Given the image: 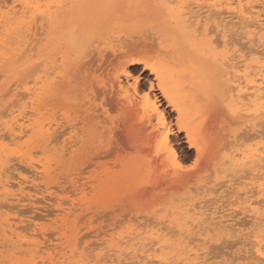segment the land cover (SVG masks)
<instances>
[{"label": "bare ground", "instance_id": "6f19581e", "mask_svg": "<svg viewBox=\"0 0 264 264\" xmlns=\"http://www.w3.org/2000/svg\"><path fill=\"white\" fill-rule=\"evenodd\" d=\"M79 1L81 0H58L53 3L50 0H29V1L24 0V2H22L23 3L22 6H23V10L25 11L24 13L28 12L30 14V17L33 18L32 21H35V20L38 21L39 18L41 19L40 25L38 27V30L41 31V30H44L45 23L43 22H45L47 19H50L52 15L50 10L53 4L56 3L60 7V6H63L62 4L64 3L65 4H67L68 2L77 3ZM82 1H87V3L89 2V4H91L90 2L91 0H82ZM97 2L98 1L94 0V3H97ZM213 2H214L213 4H206L205 0H170L161 7L151 6V7L145 8L143 11H138V10H133V9L125 10L124 8H121V7H110V8L104 9L102 13L98 14V12H96V14H98L97 18H103V20L100 23L101 25L105 23L111 24L109 31H108V37L106 38L107 41L105 42V48L101 51L96 50L97 51L96 53L93 52L94 55L93 56L91 55L90 59L87 62H84V61L80 63L78 62L76 63L77 65L74 63L75 68L72 69L73 70L72 73L70 72L71 77H69L68 75V78H72V79L68 80V82L66 81L67 83L65 82V84L63 83L68 89H70L69 91L72 94L73 93L75 94L74 95L75 98L71 99V103L68 101L69 102L68 104H70L69 106L67 104V101H65L64 98H62L68 106L67 110L69 109L72 110L70 112V114L72 115L69 114L70 116L66 118V122H65L66 125H63V126H66V127L68 126V128L72 130L71 133L73 134L70 137L71 140L68 142L69 144H74L73 147L77 146L76 152L78 153L80 160H81L79 168H78V175L79 177L82 175L81 176L82 178L81 177L78 178V181H75V183L73 184L74 186L73 188L75 189L73 191L78 192V193L81 192L83 195V197L79 200L80 204H82V202L84 203L85 201V196H86L85 192H86V189L89 188V187L88 188L86 187L87 185L90 184L89 180L96 177V175L98 176L99 173L100 174L102 173L101 176H98V177L107 176L110 184L112 183V186L115 184H116L115 187H117V184L122 185L121 188L124 191H126L128 193L127 195L129 196V197L127 196L128 197L127 201H131V203L133 204L138 203L139 201V203L143 204L144 206L146 205H151V206L166 205V206H170L172 210H173V207H176L177 210H184L185 213L183 214L182 212L181 215H189L191 212H193L191 216L187 217L188 219H190V221L187 219L188 220L187 224H189L192 221V224L195 227H199V226H202L205 223V221L208 219L203 218V216H206L207 214L204 213L203 211H200L204 207L202 209H199L201 205H197V203H200V202L194 203L196 200L195 198L197 196H200V198L202 199L201 197L202 194H204L205 196L206 195L209 196V194H212L214 191L215 192L221 191L222 185L224 186V182L222 181L220 182L219 180L223 178L226 179V177H228L229 175L232 176V171L238 173L239 172L238 167H239L241 168L240 170L244 172V174L246 172V174L244 175L242 173L241 175V174L235 173V175H238L239 177L241 175L243 177V178L240 177V179L242 178V180L243 179L245 180V183L243 182V184L246 185V187H248L247 189H249L250 191L245 189V186H243L241 182L240 185L244 187V190H246L247 192L245 194L247 198H245L244 202L241 203V200H240L239 201L240 204H238L239 202L237 204L243 205L244 208H241V209H243L244 211L249 208L250 212L257 215V219H259V217H264V214L260 212L261 209L251 208L253 207L250 204L252 200L250 201V197H248L252 190L251 193L255 195L258 194L261 197L262 201L264 202V142H263L264 132L261 133L259 130L258 132H260V134L258 133L257 135L255 134L251 135V134H248V132L244 133V131H246L244 130V125L246 123V117H247L246 115L250 114L249 115L250 117L251 114H253L252 112H254V114L259 115L264 111V0H214ZM85 4L82 3V5H85ZM99 4H101V2H99ZM194 5L196 7H201V10L202 8L207 7L210 13L217 12L218 13L217 16L221 15L223 11L225 12L226 10L229 13L230 17H233L234 15V17H237L238 19L243 21V23L246 22L248 24L246 26H251L253 29L249 33L248 38H250L251 42H253V45L255 43V45L258 47L257 50H254L257 52V55H255L256 59H252L253 57L250 58L251 55L256 54L252 50L253 48L250 49L249 52H247L248 48L246 46L247 48L246 52L244 53V55L241 54L240 56L241 60L238 58L240 61L237 62V60L234 59V57L236 56H234L233 59L235 60V62L230 63L231 59L229 58L231 56L228 55V52H229L228 50L230 49H228L227 46L233 45V42L232 44L229 45L227 44L228 42L227 40H230L231 36L235 32L233 34L229 33L230 35L232 34L229 37L230 39H227L226 41L224 40L222 43H220L221 40L218 37H216V35L218 36L220 35L219 33H222L221 31L218 30L219 26H217L216 24V27H214L215 29L212 27V29L215 32L214 33L211 32L213 30H210L211 26H208L209 21L208 22L203 21L204 17L205 18H208V17L206 16L201 17L202 13L200 14L199 12H202V11L194 10L196 9ZM88 6L89 5H87V8L92 7V6L90 7ZM207 16H209V14ZM37 17L38 19H36ZM226 17H229V16H225V18ZM221 20H219V23L221 21V23H224V25L222 24L223 26L220 25V27L221 28L224 27L223 29L225 31L223 32L226 33L227 27L230 25L229 23H232L233 21L224 22L226 21L224 20V18ZM240 23L238 24L240 25ZM243 23L242 25L245 26L244 25L245 23L244 24ZM29 25L31 26L33 24L29 23ZM45 25L46 27L48 26L47 24ZM232 25H231L232 28L230 29H233ZM36 26H37V22H36ZM235 26L236 24H234V27ZM31 30L33 31L32 28ZM38 30L35 29L36 32H39ZM44 31L46 32V30ZM216 32L217 33L219 32V33L216 34ZM236 32L239 33L238 31ZM37 34L38 33H35L33 35L30 34V35L36 36ZM242 35H244V33ZM226 36L228 37V35L224 34L223 39ZM216 38L219 39L220 41L218 40L217 42ZM41 39L37 38L36 43H38V40H41ZM233 41L236 42L235 40ZM34 42H35V39L33 38L32 43ZM222 45L224 46V49L227 48L225 52H220L219 50ZM241 46H244V45H241ZM241 46H240V49L243 48ZM230 48H232V46ZM31 49L32 48H30V50ZM258 49H261L260 52L262 53H258ZM259 54H262L261 57H258L260 56ZM86 55H90V54H86ZM253 60H255L256 67H253L252 64L254 63H251V61ZM240 63H243V64L240 65ZM38 65L39 63H37V65L34 67L38 68ZM136 66H143L144 69L141 70L140 72H137V70H135ZM34 67L33 69H35ZM253 68L257 69V72L253 71L254 70ZM133 70L136 71V74L134 73ZM67 71H63L65 74H62V75L61 73L56 72L57 75L60 76V77L57 76L56 79L59 78L62 80L64 75H67L66 74ZM147 72H149V74L145 75ZM143 75L145 76L143 77ZM25 76H24V79L22 78L21 83L22 81L23 83L25 82ZM256 77L260 78L259 79V81L261 80L260 83H258L259 81H257ZM65 80H62V81H65ZM62 81H60V83H58L57 81L52 82L53 83L52 87L46 86L45 85L46 82L44 83L43 86L40 85L41 83L39 84L40 86H42V88L40 87V89H38L37 86L35 87H37L38 90H43V91L45 90L46 94H49V95L51 94L54 97L55 93L59 92L63 88L64 85L63 86L60 85ZM13 83H15V81ZM33 83L35 82L33 81ZM37 84L35 83V85ZM39 92L38 91L36 92V95L34 96L33 99H35V97L38 94H39L38 96L41 95L40 94L41 92L40 93ZM66 93H67V89H66ZM32 94H35V92H33ZM21 95H25V94H21ZM22 97L25 98V96H22ZM49 98L51 99V96H49L48 99ZM33 99L31 98V101H33ZM45 99L48 100L47 98ZM16 101L13 100L12 103ZM34 102L36 104V101ZM61 105L65 107L64 106L65 104L60 103V106ZM252 107L254 108L252 109ZM54 109H56V107ZM54 112H58V111H54ZM22 114H24V112ZM64 115L66 117V114ZM22 120L23 121L21 123L20 121L18 123L17 122L18 120H16L17 125H14V126L11 125L6 128L10 132L8 134L9 135L11 134V136L14 137L13 138L14 141L15 139H18L20 137L22 138L23 135L26 134V132H34L35 128H39L37 132L35 131V134L37 135V137L40 136L42 141H44L45 145L47 144L50 145L53 143L54 140L56 141L57 139L56 134H59V131L62 130V128L63 129L65 128L61 126L64 123L62 124L61 122L59 123V121H57L56 118H51L50 120L47 121L48 123H45V124L39 121H36L34 117L30 118L29 116H24ZM256 125L257 124L255 123V127ZM247 127L246 129L249 128ZM16 128H18L19 131H17ZM62 134L63 133H61V135ZM182 135L184 136L182 137ZM15 144H16V141H15ZM30 145L31 144H29V146ZM15 146L16 148L18 147L17 145ZM73 147L72 146L68 147V149L69 148L71 149ZM31 155L33 154L31 153ZM103 160L107 161L106 164L102 163ZM33 163L34 161L30 157L28 160V164L30 165V168H32V170L37 172L38 169L33 166ZM109 164L111 167L108 168L107 166ZM86 165L87 167L90 166L91 168L92 166H95L96 169H98L97 167H99L100 171L97 170V174L94 177H92L93 174L90 173V176L83 178V175H85L84 170L86 169ZM82 167H84L85 169L83 170ZM90 167L89 169H91ZM115 167L120 168V171L118 173L119 174L118 178H116L117 174L113 172V168ZM232 167H236L237 169L235 168L236 170L235 169L232 170ZM23 168L25 169V167ZM42 168H43L42 173L47 172L45 170V167H42ZM8 169H5V170H8ZM28 171L30 170L28 169ZM1 173L2 172H0V176H1ZM7 176H4V177H7ZM233 177L235 176L233 175ZM21 179L26 180V178H23V177ZM42 179L43 178H41V180ZM84 179H85V183L84 182L79 183L82 180L84 181ZM25 182L22 181L23 184H25ZM218 182H220V186ZM10 183L11 182L9 181H2L0 177V197L6 196V199L4 200H7V201L13 198L12 196V198L10 197L11 199H8L9 190L10 188L12 189V184ZM216 185H218L219 187ZM209 186H213V187H209ZM214 187L215 188L218 187V188L215 189ZM220 187L221 189H219ZM242 187L240 188L243 189ZM90 188L92 189V187ZM118 189L116 191H118ZM52 190H53V187H52ZM55 191L56 190H54L53 192ZM194 191L195 192L198 191V193L197 192L192 193V194H195L196 197L195 196L190 197V198L188 197L186 199L182 198V195H188ZM225 191L228 192V190H225ZM232 191H229V192H231L232 194L234 192ZM248 191H249V194H248ZM21 192L23 193L24 191L22 190ZM217 193L220 194V195L218 194L219 197L220 196L221 198L224 197L223 195H221L222 192H217ZM217 193L215 194L213 193V194L216 195ZM19 194L21 195V193ZM213 194L211 196H213ZM235 194H238V193H235ZM207 196L206 198L204 197L205 200L211 199L212 201V199H214V198H207ZM227 196L229 198V195ZM235 197H237V195ZM37 198H36L37 200L36 202H38L40 199L39 197ZM221 198H218V199H221ZM17 199L19 200V198ZM257 201L262 202L259 199ZM206 202L208 201L206 200L205 203ZM193 203L196 204V206L198 207L199 209L198 212H196L197 207H195ZM54 204H57V203H54ZM222 204H224V202H222ZM9 205L7 204V206ZM232 205H233V200H232ZM261 206H262V209H264L263 208L264 203ZM5 208L7 207L5 206ZM156 211L158 210L156 209ZM235 212L239 213V211H235ZM108 215L109 213H107V216ZM102 216L104 217V215ZM37 217L39 219V216ZM214 219L217 220L214 217H212L209 220L213 221ZM218 221H220V217L218 218ZM165 222L166 221L163 222V225ZM215 222L217 223V221ZM220 223L221 222H219L218 224H214V226H217V228H214V230H217L218 228L223 229L224 226L220 225ZM192 224L190 223V226ZM142 225L144 226L143 223ZM7 226H10V225L7 224ZM182 226L183 225H181V228ZM227 228L235 229L233 227V224H231V226L226 225L225 230H227ZM34 229L35 227L32 230L34 231ZM184 230H186L187 233L192 235V231H193L192 227L191 229L189 228L187 230V228H185ZM236 230L237 229H235V231ZM10 232L14 234V231H10ZM153 233L152 235H154ZM33 235L31 233L30 236H33ZM52 236H51V240L53 239ZM125 236L127 237V235ZM28 237L29 236H26V235H23V236L17 235L16 239H19V241L21 242V246L26 245L30 249L32 248L33 252H37V253L41 252L43 254L51 255V252H52L51 247L45 246V248H43L41 247L42 243L40 244L39 242L40 240L37 241L36 239H33L30 241L28 240L29 239ZM36 237L38 238L37 235ZM261 238H262L261 235H256L254 237V241L252 240H251L252 242L250 241L251 244L248 242L249 245H252V247L249 249V251L250 250L252 251V252L250 251L252 255H249L248 257L252 256L250 258H253L256 261V264H264V240ZM195 240L197 241V239H193V241H190L189 239V242H188L189 245L185 247L188 248L191 244H195L194 243ZM224 241L226 242L225 239ZM46 242L47 241H45L44 243ZM78 242H80V240ZM180 244L184 246L183 243H180ZM220 245H217V246L219 247ZM194 246L197 247V245H194ZM145 247H147V245H145ZM193 247L191 246L192 250H193ZM210 247L213 248L215 246L211 244ZM226 247H229V245ZM148 248L147 250H144V249L134 250L135 253H134V256L131 258V261L125 264H154V262H157V261L160 264H170V262L168 261L170 259L158 258L157 255H154V253L158 251L160 246L156 248L155 246L152 245L151 247H148ZM126 249L128 250V248H125V250ZM231 249H233V247ZM88 251L90 253V250ZM71 252L73 256H75L76 253L77 254L79 253L81 256L84 255V253L80 251L78 252V249H74ZM250 252L247 254H251ZM175 253L177 254V252ZM221 253H224V251L223 252L220 251V254ZM215 254L216 252H214V257H215ZM66 256L67 255L60 256L63 258V261H60V262L57 261L58 263L56 262L53 264H64V262L68 259V258H65ZM194 256L195 257L193 260L191 259V261L189 260V262H186L185 264H205L206 263V260H202L200 254H198L197 252H194ZM33 257L35 258V256ZM172 257L171 259L174 258ZM211 259H212V256H211ZM80 260H83V258H81ZM104 260H107V259H104ZM104 262H105L104 264H115V263L124 264V260L122 261L121 258L114 259V260L109 259ZM19 263H22V262H19ZM39 263L40 262L33 260V261H30L29 264H39Z\"/></svg>", "mask_w": 264, "mask_h": 264}, {"label": "rangeland", "instance_id": "374dc122", "mask_svg": "<svg viewBox=\"0 0 264 264\" xmlns=\"http://www.w3.org/2000/svg\"><path fill=\"white\" fill-rule=\"evenodd\" d=\"M5 1L6 0H0V7H1L0 8V152H1L0 153V162H1L0 163V172H2L0 177H1L2 181L11 182L10 184H12V189L10 188V190H9L8 199H11L12 196H13V198L11 200L7 201V200H4V199H6V196L0 197V204L2 205V207L0 205V264H29L30 261H33V260L40 262L39 264H42V263H44V264H51L52 263L53 264V263H56L57 261L58 262L63 261V258L60 257L63 255L64 256L67 255L65 258H68L64 262V264H104L105 263L104 261H107L109 259L114 260V259H118V258H121L122 261L124 260V264H125V263H129L131 261V258L134 256V253H135L134 250H141V249L147 250V248L151 247L152 245L155 246L156 248H158L160 246L159 249H161V250L158 249V251H156L154 253V255H157L158 258L170 259V260L167 259L170 262V264L171 263L172 264H178L179 262L181 264L182 263L185 264L186 262H189V260L191 261V259L192 260L194 259V257H195L194 252H197L198 254H200L202 260H206L205 264H256V261L253 258H250L252 256L248 257L249 255H252V253H251L252 251L251 250H250L251 252L249 251V249L252 247V245H249V243L251 244V242L254 241V237L256 235H261V237H262L261 239L264 240V217H259V219H260L259 220V219H257V215L250 212L249 208L246 209L247 211L246 210L244 211L243 209H241V208H244V206L238 205V204H240V202H239L240 200L242 203L245 201V198H247L245 195L247 192H246V190H244V187H242L240 185L241 182H242V185L245 186V189L248 188V187H246V185L243 184V182L245 183V180L244 179L242 180L243 177L241 175H242V173L244 174V172H242L240 170L241 168H239V167H238V170H239L238 173L232 171V176L229 175L228 177H226V179L223 178V179L219 180L220 182L221 181L224 182V186L222 185V189H221V187L219 188V189H221V191H217V192L223 193L225 190H228V192H229V191H232V189H233L234 192L232 191L233 192L232 194H231V192L228 193L225 191L223 194L221 193V195L224 196V197L222 196L223 198H221V196L220 197L218 196L219 193L214 191L213 193L214 194L217 193L216 194L217 196L214 195L213 193H212L213 196H211L212 194H209V196L206 195L207 198H214V199H212V201H211V199L210 200L206 199L208 201V202H206L207 204L205 203L206 196L204 194H202V196H201L202 199L200 198V196L196 197L195 194H192V193H196V192L198 193V191L191 192V194H188V195H182V198H184V199H186L188 197L190 198V197L195 196L196 200L194 203L200 202V203H197V205H201L199 207V209H202L204 207L200 211H203L207 215L209 214L208 216L206 214H205L206 216H203V218L208 219V220L205 221V223L203 224L204 226L202 225L199 227H195L192 224V221L190 222L192 224L191 226H190V223L187 224L188 220L190 221V219H188L187 217L191 216L193 214V212H191L189 215H181L182 212H183V214L185 213L184 210H177L176 207H173V210H172V208L170 206H166V205H162V206L146 205V206H144L143 204L139 203V201H138V203H135V204L131 203V201H127L129 196L127 195L128 193L121 188L122 185L117 184V187H115V185H116L115 184L112 186V183L110 184L107 176L98 177V176H101L102 173L101 174L99 173L98 176L96 175L97 170H99V167H97L98 169H96L95 166H92V168L89 166L91 169H89V167H87V165H86V169L84 168L85 166L82 167L83 170L85 169L84 170L85 175H83V178L90 176V173L93 174L92 177H94L96 175V177L89 180L91 185L89 184L86 187V188H88V187L89 188L86 189V192H85L86 196H85L84 203L82 202V204H80V201H79L83 197L82 193L81 192L78 193V192L73 191V190H75L73 188L74 187L73 184L75 183V181H78V178H80L82 176L81 175L79 177V175H78V168H79L81 160H80L78 153L76 152L77 146L73 147L74 144H69V142H68L71 140L70 137L73 134V133H71L72 130L70 128H68V126L67 127L63 126V125H66V123H65L66 118L68 116L72 115V114H70V112L72 110H70V109L67 110L68 106L70 105L68 103L69 102L71 103V99L75 98V96H74L75 94L74 93L72 94L69 91L70 89H68L64 84L66 81L68 82V80L72 79V78H68V75H69V77H71L70 75L73 72L72 69L75 68L76 63H78V62L80 63L83 61L87 62L90 59L91 55L93 56L94 53H96L97 51H101L105 48V42L107 41L106 38L108 37V31H109L111 24L105 23V24L101 25L100 23L103 20V18H97L98 14L102 13L104 9H107L110 7H121V8H124L125 10L133 9V10L143 11L145 8L151 7V6L161 7L170 0H111V1L110 0H96V1H98L97 2L98 4L94 3V0L90 1L91 4H89V2L87 3V1L81 0L82 2L79 1L77 3H70V2H68L67 4L64 3V4H62L63 6H60V7L55 3L52 5V8H51L52 11L50 10V12L52 13L53 16L51 15L50 19H47L45 22H43V23L48 25L46 27V25L44 24V30H46V32L44 30H41L42 32L40 30H38V27H39L40 22H41L40 18L38 21L35 20L37 22V26H36V22L32 21L33 18L30 17V14L28 12L24 13L25 11L23 10V6H22L23 5L22 2H24V0H9V1L7 0L6 1L7 3ZM27 1H29V0H27ZM50 1L54 3L55 1H58V0H50ZM213 1L214 0H209V1L205 0V3L206 4H213L214 3ZM99 2H101V4H99ZM82 3H84V4L87 3V4L82 5ZM87 5H89L88 7H90L92 5L93 6L90 8H87ZM195 8L196 9H194V10H196V11L201 10V7L195 6ZM201 11L202 12H199L200 14L202 13L201 17L202 16L208 17V18L204 17L203 21H205V22L209 21L208 26H211L210 30H213L212 27L213 28L216 27V24H217V26H219L218 30L221 31L222 33L218 32L221 36L216 35V37H218L221 40L220 41L219 39L216 38L217 42L219 40L220 43H222L224 40L226 41L227 39H230L229 37L235 32L232 35L234 38L231 36L232 41H231V39L227 40L228 41L227 44H229V45L232 44V42H233V45L227 46L228 49H230V50H228L229 51L228 55L231 56L229 58V59H231L230 63H234L235 62L234 59H236L237 62L240 61L241 60L240 59L241 54L244 55L247 48H248L247 52H249L250 49H252V48H253L252 49L253 51L257 50L258 47L255 45V43L253 45V42H251L250 38H248L249 33L252 31L253 28L251 26H246V25H248L246 22H244L245 23L244 24L243 21H241L237 17H234V15H233L234 18L230 17L229 13L226 10H225V12L222 10L223 13L221 15H218V16H217V14H218L217 12L216 13L215 12L210 13V11L207 7L202 8ZM96 12H98V14H96ZM208 14H209V16H207ZM214 14H216V15H214ZM225 16H229V17L225 18ZM223 18H224V20H226L224 22H227V21L232 22L233 21L232 22L233 25H232V23H229L230 25L227 27V30H226L227 34L225 32H223V31H225L223 29L224 27H222V28L220 27V25H222V24L224 25V23H221V21H222L221 19H223ZM36 19H38V17ZM217 20H218V22H217ZM219 20H221L220 23H219ZM236 21L237 22L240 21L241 23L238 22V23H240V25ZM29 23L33 24V25L30 26ZM242 23L245 26H243ZM234 24H236L235 27H234ZM231 25L233 26V29H230V28H232ZM33 26H34V28H33ZM31 28L33 29V31L31 30ZM228 28L230 30H232L233 32L230 31ZM35 29H37L40 33L36 32ZM235 29L240 34L237 33L235 31ZM34 32L38 33V34L36 36H32L33 34H35ZM211 32L214 33L215 31L213 30ZM241 32H242V34L244 33V35H242ZM218 33L216 32V34H218ZM229 33H232V34L230 35ZM261 33H263V32H261ZM30 34H32V35H30ZM39 34H40V36H39ZM224 34L228 35V37L226 36L223 39ZM27 35H29V36H27ZM240 35H241V37H240ZM242 36H243V38H242ZM33 38L35 39L34 43H32ZM37 38L38 39L42 38V39L38 40V43H36ZM233 40H235L236 42H234ZM35 44H36V46H35ZM240 44L244 45V46H241ZM32 46H34L35 49ZM88 46H89V48H88ZM231 46H232V48H230ZM237 46L239 49L237 48ZM240 46L243 48L240 49ZM246 46H247V48H246ZM254 46H256V47H254ZM30 48H32V49L30 50ZM221 48L219 49L220 52H225L227 50V48L224 49L223 45L221 46ZM25 49L26 50L28 49L29 52H28V50L26 51ZM242 50H244V51H242ZM260 50L261 49H258V53H262V52H260ZM233 51H235V52H233ZM29 53H30V55H29ZM85 53L90 54V55H86ZM254 53H256V54H253V55L250 54L251 55L250 58L253 57L252 59H256L255 55H257V52L254 51ZM20 55L22 56V58ZM259 55L260 56H258V57H261L262 54H259ZM234 56H236V57H234ZM233 57H234V59H233ZM17 59H19V60H17ZM37 63H39L38 68H35L34 66H36ZM251 63H254L252 65H253V67H256L255 66V60L251 61ZM242 64L243 63H240V65H242ZM33 67L35 69H33ZM136 67H137V69H136ZM136 67H135V70H137V72H140L141 70L144 69L143 66H136ZM56 68H58V69H56ZM67 69H68V71H67ZM135 70H133V71L136 74ZM63 71H67L66 72L67 75H64V77L62 78V80H65V79L66 80L62 81L59 78L56 79V77L58 76L56 72L61 73V75H62V74H65ZM253 71L257 72V69H254ZM148 74H149V72H147L145 75H148ZM145 75H143V77ZM24 76H25V82L26 83L25 82L23 83V81L21 83V80H22V78L24 79ZM19 77H20V79H19ZM31 77H33V78H31ZM58 77H60V76H58ZM256 78H257V81H259L260 78L259 77H256ZM59 80L62 81L60 85L61 86L64 85V86H63V88L61 87L62 91L60 90L59 92L55 93L54 97L51 94L50 95L46 94L45 90L44 91L38 90V89H40V87L42 88V86L44 85L45 82H46L45 83L46 86L52 87V84H53L52 82H54V81L58 82ZM14 81H15V83H13ZM33 81L36 84L38 81L39 82L37 85H35V83H33ZM60 81L58 83H60ZM260 82H261V80L258 83H260ZM20 83L22 86L20 85ZM39 84L42 86H40ZM17 85H18V87H17ZM19 86H21V87H19ZM35 86H37L38 89ZM19 89H20V91H19ZM29 89H31L32 91ZM66 89H67V93H66ZM34 90H36V91H34ZM37 91L38 92L40 91L41 93L40 92L39 93L41 95L38 96L39 94L37 93L38 95L35 97V99H33L34 96L36 95ZM33 92H35V94H32ZM20 93L25 94V95H21ZM22 96H25V98H23ZM49 96H51V99L50 98L48 99ZM69 96L72 98H70ZM31 98L33 99V101H31ZM45 98H47L48 100H46ZM62 98H64V100L67 101L68 106ZM13 100L14 101L17 100V101L12 103ZM34 101H36V104ZM31 102H32V104H31ZM59 102L62 104H65L64 105L65 107H63V105L60 106ZM11 103H12V105H11ZM9 104H10V106H9ZM33 105H35V106H33ZM39 106H41V107H39ZM55 107H56V109H54ZM253 108L254 107H252V109ZM14 110H16V111H14ZM50 110H51V112H50ZM54 111H58V112H54ZM13 112H14V114H13ZM23 112H24V114H22ZM252 113L253 114H251L250 117H249L250 114L246 115L247 116L246 117V123L244 125V130H246V131H244V133L248 132V134L257 135L258 133L260 134V132L261 133L264 132L263 131L264 130L263 129L264 128V111L259 115L254 114V112H252ZM54 114H55V116H54ZM64 114H66V117ZM24 116H29L30 118L34 117V119L36 121H39V122L44 123V124L48 123L47 121L50 120L51 118H56L57 121H59V123L60 122H61V124L64 123L61 126L65 127V128L64 129L62 128V130H60L61 133H63V134L61 135V133L59 131V134H56L57 135V139L55 138L56 141L54 140L55 142L53 141L52 144H50V145L47 144L48 145L47 146V145H45L44 141H42L40 136L37 137V135L35 134V131L37 132L39 130V128H35L34 132H26V134H24L22 138L20 137L18 139H15V141H16V144H15V141L13 139L14 137H12L11 134L10 135L8 134L10 132L6 128L11 126V125L12 126L17 125V122L19 123V121L21 123L23 121L22 118ZM62 118L65 121H63ZM16 120H18V121L16 122ZM255 123L257 125L259 123V125L258 126L256 125V127H255ZM246 127L249 130L246 129ZM261 127H263V128H261ZM261 129H263V130H261ZM16 130L19 131L18 128H16ZM256 130H257V132H256ZM259 130H260V132H258ZM6 135H8V136H6ZM183 136L184 135H182V137ZM58 137L60 138V140ZM11 140H13V141H11ZM258 141H259V139H258ZM11 144H13V145H11ZM29 144H31V145L29 146ZM15 145H17L18 147L16 148ZM55 145H57V146H55ZM70 145L73 148L68 149V147H71ZM36 151H37V153H36ZM31 153L33 155H31ZM30 157L34 161L33 166L38 169L37 172L32 170V168H30V165L28 164V160ZM46 160H47V162H46ZM104 161L105 160H103L102 163L106 164L107 161H105V162ZM41 162H43V163H41ZM35 163L37 164V166ZM38 166L41 168L45 167V170L47 172L42 173L43 168L41 169ZM23 167H25V169ZM107 167L108 168L111 167L110 164ZM2 168H4V169H2ZM8 168L9 169L11 168V169L9 170ZM235 168L236 167H232V170H234ZM5 169H8V170H5ZM14 169H15V171H14ZM28 169L30 171L32 170L33 172L28 171ZM87 169H89L91 171H89ZM229 170H231V169H229ZM119 171H120L119 167L113 168V172L117 174L116 178L119 177V174H118ZM38 172H40V173H38ZM235 173L241 174L240 177H242V178L240 179V177L238 175H235ZM245 174H246V172H245ZM7 175H9L11 178ZM233 175L235 177H233ZM4 176H7V177H4ZM22 177L26 178V180H22L21 179ZM41 178H43V179L41 180ZM27 180H29V181H27ZM235 180H236V182H235ZM19 181H20V183H19ZM22 181L23 182L26 181L25 184H23ZM58 181H59V183H58ZM92 181H94V182H92ZM225 181H226V183H225ZM12 182L15 184H13ZM82 182L85 183V179H84V181L82 180L79 183H82ZM220 182H218L219 186H220ZM238 182H239V184H238ZM38 184H39V186H38ZM233 184H234V186H233ZM14 185L15 186L17 185V186L15 187ZM69 186H70V188H69ZM216 186H218V185H216ZM52 187H53V190H52ZM90 187H92V189ZM209 187H213V186H209ZM218 187H216V188L214 187V188L217 189ZM232 187H234V188H232ZM240 187H242L243 189H241ZM118 188H120V189H118ZM117 189H118V191H116ZM22 190L24 191L23 193L21 192ZM54 190H56V191L53 192ZM239 190H241V191H239ZM247 190H249V189H247ZM70 191L72 194L70 193ZM249 191H248V194H249ZM251 192H252V190H251ZM251 192L248 196V197H250V201L252 200L250 202V204L253 207H251V208H259V209H261L260 212L264 214V209H262V206H261V205H263L264 202L262 201L261 197L258 194L255 195ZM19 193H21V195ZM200 193H202V192H200ZM235 193H238V194H235ZM230 194L233 196H231ZM203 195L205 198L203 197ZM227 195H229V198ZM236 195H237V197L238 196L239 197L238 198L235 197ZM53 196L56 198H54ZM254 196L256 197V199ZM37 197L40 198L38 202H36ZM14 198H16V199H14ZM17 198H19V200ZM218 198H221V199H218ZM258 199L262 202L257 201ZM20 200H21V202H20ZM51 200H52V202H51ZM232 200H233V205H232ZM234 200L236 201V203ZM222 202H224V204H222ZM225 202H226V204H225ZM6 203L8 205L9 204L10 205L7 206ZM54 203H57V204H54ZM61 204H62V206H61ZM175 205H177V204H175ZM194 205H195V207H197L196 204H194ZM5 206L7 208H5ZM39 207H40V209H39ZM222 207H224V208H222ZM61 208H62V210H61ZM263 208H264V206H263ZM28 209H30L31 211ZM156 209L159 212L156 211ZM199 209L197 207L196 212H198ZM208 209H209V211H208ZM204 210H206L208 213ZM234 210L239 211V213L235 212ZM27 211H28V213H27ZM49 213H50V215H49ZM107 213H109L108 216H107ZM223 214H224V216H223ZM102 215H104V217ZM37 216H39V219ZM123 216H125V217H123ZM36 217H37V219H36ZM212 217L217 219V220L214 219L215 221H217V223L214 220L213 221L209 220ZM219 217H220V221H218ZM9 218H11V219H9ZM111 219H113V220H111ZM121 220H123V221H121ZM134 221H136V222H134ZM164 221H166V222L163 225ZM249 221L250 222L252 221V222L250 223ZM219 222H221L220 225L224 226L223 229L218 228L217 230H214V228H217V226H214V224H218ZM122 223H123V225H122ZM142 223L144 224V226L142 225ZM7 224H9L10 226H7ZM231 224H233V227L235 229H237L236 231L233 228H231L232 230L229 228H227V230H225L226 225L231 226ZM32 225L35 227L34 231L32 230L34 228ZM181 225H183L182 228H181ZM184 225L187 227H185ZM235 225H237V226H235ZM51 226H53V227H51ZM122 226H123V228H122ZM10 227H11V229H10ZM191 227L193 230L192 235H190L189 233L186 232V230H184L185 228H187V230L189 228L191 229ZM259 230H260V232H259ZM10 231H14V234L11 233ZM21 231H23V232H21ZM155 231L158 233H156ZM169 231H171V232H169ZM65 232H67V233H65ZM78 232H80V233H78ZM119 232H121V233H119ZM153 232H155V233H153ZM31 233H32V235L33 234L34 235L30 236ZM152 233L154 235H152ZM251 234H252V236H251ZM17 235L29 236L28 240H30V241L33 239H36L37 241L40 240L39 241L40 244L42 243V246L41 245L40 246L43 248H45V246L51 247V251L53 253L50 251L51 255L50 254L47 255V254H43L41 252H38V253L33 252L32 248L30 249L26 245L21 246V242L19 241V239H16ZM36 235L38 236V238L36 237ZM125 235H127V237ZM51 236L53 238L52 240H51ZM55 237L57 240L55 239ZM169 237H171V238H169ZM140 238H142V239H140ZM208 238H209V240H208ZM78 239L80 240V242H78L79 241ZM149 239H151V240H149ZM189 239H190V241H193V239H197L198 242L195 240V242H194L195 244H191L187 248L185 246L189 245L188 244ZM199 239H200V241H199ZM224 239L226 240L227 243L224 241ZM241 240H243V241H241ZM45 241H47V242L44 243ZM236 241H237V243H236ZM92 242L93 243L95 242V243L93 244ZM238 242H239V244H238ZM78 243H80V244H78ZM180 243H183L184 246H182V244H180ZM141 244L144 246H142ZM211 244L215 247H213V248L210 247ZM227 244L229 245V247H226V246H228ZM134 245H136V246H134ZM145 245H147V247H145ZM194 245H197V247ZM217 245H220L219 246L220 248ZM191 246L192 247L194 246L193 250H192ZM22 247H23V249H22ZM232 247H233V249H231ZM125 248H128V250L127 249L125 250ZM74 249H78V252L80 251V252L84 253V255L81 256L79 253L78 254L76 253L75 256H73L71 251ZM69 250H71V251H69ZM88 250H90V253ZM246 250H248L251 254H247L249 252ZM207 251H209V252H207ZM220 251L221 252L224 251V253L220 254ZM175 252H177V254ZM214 252H216L215 257H214ZM92 253H93V255H92ZM240 254H241V256H240ZM172 255L174 258L172 257ZM33 256H35V258ZM105 256H107V257H105ZM211 256H212V259H211ZM171 257L173 259H171ZM238 257H240V258H238ZM81 258H83V260H80ZM104 259H107V260H104ZM42 260L43 261L45 260V261L43 262ZM78 261H79V263H78ZM19 262H22V263H19ZM157 262H154V264H160L159 262L158 263Z\"/></svg>", "mask_w": 264, "mask_h": 264}]
</instances>
